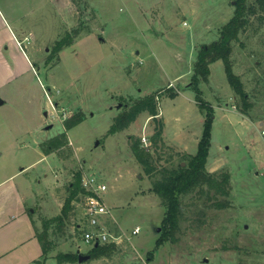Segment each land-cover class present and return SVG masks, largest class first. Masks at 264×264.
<instances>
[{"label":"rangeland","instance_id":"rangeland-1","mask_svg":"<svg viewBox=\"0 0 264 264\" xmlns=\"http://www.w3.org/2000/svg\"><path fill=\"white\" fill-rule=\"evenodd\" d=\"M75 1V27L81 36L56 51L66 27L61 18L51 27L44 19L43 36L49 39L43 40L41 51H27L32 67L0 88V99L5 100L0 124H9L14 133L0 136V164L10 170L23 168L19 179L25 178L36 194L31 207L39 229L42 219L61 212L68 184L80 169L107 184L110 226L131 234L111 256L63 264H264V24L251 16L232 54L234 70L255 101L253 119L239 112L241 98L223 60L211 63L209 79L200 84L203 100L214 108L207 168L230 170L234 204L224 209L201 206L206 209L203 222L187 208L180 240L158 244L166 208L131 147L134 137L150 138L154 119L143 112L127 128L109 129L135 100L153 94L167 140L160 157L156 154L157 163H168L169 153L175 151L170 145L191 154L198 151L206 112L189 85L194 60L200 46L219 39L236 0H132L129 6L136 19L129 18L126 0ZM51 101L57 102L59 117H52ZM64 112L67 118L78 113L85 118L66 129ZM40 114L47 121L45 128L52 124L47 128L55 133L50 138L66 131L69 140L46 158L34 143L39 136L22 129L33 126ZM174 153L173 160L180 161ZM74 205L68 224L50 236L54 244L45 264H60L59 251L80 249L87 254L91 248L76 230L83 220L82 202ZM137 225L140 232L132 234Z\"/></svg>","mask_w":264,"mask_h":264},{"label":"trees","instance_id":"trees-1","mask_svg":"<svg viewBox=\"0 0 264 264\" xmlns=\"http://www.w3.org/2000/svg\"><path fill=\"white\" fill-rule=\"evenodd\" d=\"M232 17L221 28L219 39L205 43L197 51L194 60L193 75L189 85L196 91V100L202 110L206 112L203 135L199 141L198 151L195 154L177 149L175 145H170L174 152L180 156V161L173 160L175 153L170 152L168 163L158 164L156 154L161 155L160 149L167 146L164 135V117L160 115L158 99L156 95L150 94L135 100L128 108L118 114L112 123L109 132H117L127 128L143 112H148L154 119V132L150 136L151 145L146 147L142 143L141 137H134L131 147L135 157L142 164L144 170L153 179L152 188L161 198L165 206V215L162 220V234L157 243L161 244L167 240L178 242L182 233V220L187 218L186 210L191 209L192 214H196L195 219L203 222L206 207L224 209L233 206V180L229 169L223 168L218 171H210L207 168V158L211 145L212 128L214 120V108L207 104L201 94L200 84L203 80H208L211 73V63L221 59L225 64L228 80L237 96L241 98L240 111L254 118L252 109L255 105L254 99L246 89L245 82L240 74L234 70L232 59L234 42L240 40L250 23V17L257 15L260 22L264 24V0H236ZM80 28L76 27L71 32L66 33V37L57 41L55 50L59 51L64 46L74 42L80 34ZM176 95V92H172ZM85 118L84 113H78L65 119L66 129H70ZM68 135L63 131L41 143V148L46 154L55 152L68 144ZM185 162V164H183ZM83 171L78 169L74 172V178L68 184V195L62 206L61 212L57 215L45 217L43 228H37V236L42 243L44 259L54 244L51 234L57 235L68 224L73 211L75 201H81L86 189L82 184ZM203 204V205H202ZM201 206H205L201 207ZM195 219H193L195 221ZM82 222V221H81ZM81 222L76 223V230L79 235H83ZM113 230L119 232L117 227ZM119 249L117 243H104L93 245L87 254L90 259L111 256ZM56 259L60 264L76 263L79 261L78 251H59Z\"/></svg>","mask_w":264,"mask_h":264},{"label":"crops","instance_id":"crops-1","mask_svg":"<svg viewBox=\"0 0 264 264\" xmlns=\"http://www.w3.org/2000/svg\"><path fill=\"white\" fill-rule=\"evenodd\" d=\"M131 1L126 0L129 18L136 19L129 6ZM77 12L75 0H0V88L17 79L21 70L32 67V59L27 51H41L43 40L49 39L43 36L44 19L49 21L48 25L51 27L61 18L68 33L76 28ZM102 39L106 38L102 36ZM47 46L45 45V49L49 51ZM64 47L61 51H64ZM4 102L5 100L0 99V104ZM233 107L236 108V105ZM47 117L48 113L45 112V118ZM45 118L40 114L38 124L36 122L33 126L22 129L40 137L34 143L46 158L49 154L42 150L41 141L55 133L47 131L52 124L44 127L47 124ZM0 130V136L14 134L7 123H1ZM22 174L23 168L10 170L7 165L0 164V264H45L48 258L44 259L43 246L37 236L39 224L31 207L36 194L29 188L25 178L19 179Z\"/></svg>","mask_w":264,"mask_h":264},{"label":"built area","instance_id":"built-area-1","mask_svg":"<svg viewBox=\"0 0 264 264\" xmlns=\"http://www.w3.org/2000/svg\"><path fill=\"white\" fill-rule=\"evenodd\" d=\"M53 118L59 117L57 113V102L51 101ZM68 116L63 114V120ZM264 137V129L261 130ZM142 142L146 147L151 145V140L145 134L142 136ZM82 184L86 193L82 196V217L81 226L83 227V240L89 246L104 243L120 244L124 238L130 239L131 234L117 232L110 226L109 220L113 216L112 207L106 202L104 192L107 190V184L100 180L98 175L90 172L82 173ZM141 227L137 225L132 234H138Z\"/></svg>","mask_w":264,"mask_h":264},{"label":"water","instance_id":"water-1","mask_svg":"<svg viewBox=\"0 0 264 264\" xmlns=\"http://www.w3.org/2000/svg\"><path fill=\"white\" fill-rule=\"evenodd\" d=\"M183 164H185V162H183ZM96 245H98V243ZM78 253H79V261L80 262L86 261V260L91 258L90 254L82 253L80 249H78Z\"/></svg>","mask_w":264,"mask_h":264}]
</instances>
